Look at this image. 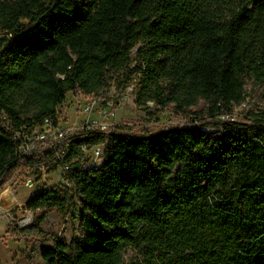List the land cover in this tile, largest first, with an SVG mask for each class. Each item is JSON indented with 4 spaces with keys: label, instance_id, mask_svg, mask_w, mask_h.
<instances>
[{
    "label": "trees",
    "instance_id": "16d2710c",
    "mask_svg": "<svg viewBox=\"0 0 264 264\" xmlns=\"http://www.w3.org/2000/svg\"><path fill=\"white\" fill-rule=\"evenodd\" d=\"M133 80L139 108L189 124L67 135L69 186L25 201L79 211L43 264H264V0H0V188L53 157L19 154L16 133L57 126L68 93ZM247 83L259 104L226 118ZM82 144L103 145L98 164L83 168ZM128 246L142 261L124 262Z\"/></svg>",
    "mask_w": 264,
    "mask_h": 264
},
{
    "label": "rangeland",
    "instance_id": "374dc122",
    "mask_svg": "<svg viewBox=\"0 0 264 264\" xmlns=\"http://www.w3.org/2000/svg\"><path fill=\"white\" fill-rule=\"evenodd\" d=\"M134 87L135 81L133 80L128 86L120 89L115 98L118 101L113 118L115 128L130 135H139L153 133L172 126L189 124L187 118L174 115L168 109L161 110L152 103H149L152 113L147 114L135 103ZM245 88L248 92L245 105L237 106L234 109V119L239 121L243 120L248 107L259 104L252 97L249 83L246 84ZM261 107H264V103L261 104ZM58 111L63 125L75 126L73 130L76 129L79 120L84 116L74 112V97L71 93L66 95L64 102L58 107ZM18 171L21 172L19 176L24 175L21 170L18 169ZM58 172L47 173L46 180L54 184L59 180ZM20 186L13 184L10 189L5 183L0 188L1 191L9 188L10 192H13L10 195L14 197L15 201L13 204L15 209L12 211L15 217L9 218L0 215V264H43L40 255L43 240L49 242L50 238L54 236L69 242L77 236L79 211L58 208L29 210L25 208V201L34 193L35 188L26 187L22 184ZM6 196L2 195L4 198ZM18 203L23 204L22 210L17 208ZM26 215L30 216L31 222L19 227L17 222ZM122 256L125 263L142 261L143 258L138 249L130 246L123 249Z\"/></svg>",
    "mask_w": 264,
    "mask_h": 264
},
{
    "label": "built area",
    "instance_id": "2783aa9c",
    "mask_svg": "<svg viewBox=\"0 0 264 264\" xmlns=\"http://www.w3.org/2000/svg\"><path fill=\"white\" fill-rule=\"evenodd\" d=\"M117 90L114 85L104 88L98 95H88L83 93L74 94V112L77 114H83V118L79 120V124L75 128L67 127L63 125L61 118H59V124L53 126L50 119H44V122L34 127L28 133H16L19 141L17 152L21 155L30 156L32 154H40L42 157L46 155L47 150H51L52 159L45 161L34 166H20L17 168L11 177L7 180L6 184L11 189L13 184H22L26 187H50L53 184L46 180V174L55 172L49 171L48 168L51 164H55L59 169V180L54 184L63 183L69 186V181L65 178V173L69 170V164L62 160V156L68 143L65 142L67 135L77 131L79 129L84 130H98V131H109L115 128L114 122V110L118 101L115 99L117 96ZM124 96L122 97V99ZM121 100V99H120ZM241 105H245L243 102ZM60 115V113H59ZM235 114L226 116V118L234 119ZM61 121V122H60ZM62 146V147H61ZM61 148V149H59ZM81 151L85 155L86 162L83 164V168L98 164L101 161L103 154L102 144L87 145L82 144L80 146ZM21 170L24 175L19 176ZM7 188V189H9ZM11 191V190H10ZM1 208L0 215L3 217H15L12 212L15 208ZM17 208H23V204L18 203ZM31 222L30 216H24L17 222L19 227L28 225Z\"/></svg>",
    "mask_w": 264,
    "mask_h": 264
},
{
    "label": "crops",
    "instance_id": "0c3cea01",
    "mask_svg": "<svg viewBox=\"0 0 264 264\" xmlns=\"http://www.w3.org/2000/svg\"><path fill=\"white\" fill-rule=\"evenodd\" d=\"M15 185V184H14ZM15 186H20V184H16ZM21 187V186H20ZM1 191V189H0ZM13 192H10L9 189H5L0 192V207L1 208H13L14 204V197H12L10 194ZM2 195H7L5 198L2 197Z\"/></svg>",
    "mask_w": 264,
    "mask_h": 264
}]
</instances>
